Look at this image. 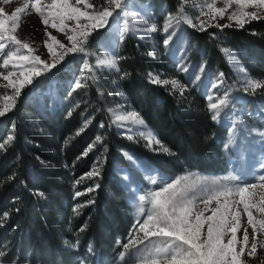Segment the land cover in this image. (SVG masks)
<instances>
[{
  "label": "trees",
  "instance_id": "obj_1",
  "mask_svg": "<svg viewBox=\"0 0 264 264\" xmlns=\"http://www.w3.org/2000/svg\"><path fill=\"white\" fill-rule=\"evenodd\" d=\"M152 2L165 4L172 13L180 7L176 0ZM188 35L198 49L197 59L203 53L208 70L232 79L222 51L227 48L237 53L253 78L264 80V18L240 28L188 29ZM149 53L145 44L128 36L117 50L118 70L106 77L96 69L90 71V81L68 95L67 106L42 111L34 98V92L42 88L38 78L16 98L15 107L0 117V142L9 134L15 137L0 149V252L4 262L79 264L81 253L64 243L72 240L81 249L91 248L93 264H105L115 241L128 234L133 221L126 192L113 174L121 152L139 153L172 174L225 170L228 130L211 118L207 99L196 88L187 87L181 95L170 86L151 83L149 73L160 74L162 67ZM121 93L169 152L149 150L117 135L108 107L110 95ZM86 120L91 122L77 135ZM94 142L96 151H88ZM100 155L104 164L96 177L92 205L78 209L80 199H75V193Z\"/></svg>",
  "mask_w": 264,
  "mask_h": 264
},
{
  "label": "rangeland",
  "instance_id": "obj_2",
  "mask_svg": "<svg viewBox=\"0 0 264 264\" xmlns=\"http://www.w3.org/2000/svg\"><path fill=\"white\" fill-rule=\"evenodd\" d=\"M176 1L179 2L180 7L175 13H172L168 10L165 4L156 5L152 2V0H128L129 7L127 10L134 11L138 13V15L136 17L127 18L129 20V30L124 32L123 39L120 37V31L123 29L124 20V17L121 14V16L118 17L117 22L110 23L103 29L92 31L91 35L88 37L87 47L89 52L93 55H85L80 52L67 53L63 56V59L58 60L56 68L51 72H46L40 77H33V81L38 78L42 79V88L34 92V98L42 111L49 108L53 109L56 106H67L68 95L73 92L72 86L74 81L76 79H81L83 85L90 81L88 75L90 71L88 69H83L84 61L87 60L90 65L94 66L97 57L103 58L105 56H109L114 58L117 62V67L114 69L106 67L93 68V70H98L106 77L118 69L117 50L123 41L128 36H134L141 43L145 44L150 49L151 53H154V56L151 55L152 57L159 59L162 67L159 74L161 79L178 80L181 85L186 86V89L187 87L196 88L206 99L208 95H213L214 97L219 98V96L224 94L226 91L229 93V102L227 106L222 109L219 118L215 120L217 124L228 130L227 139L224 145V157L226 160L225 170L218 173L193 171L184 174H172L161 171L139 153L130 151L121 152V157L116 158L113 165V174L116 177L119 186L126 192V200L131 208L133 221L128 234L123 239L121 238L115 241V246L109 251L105 264H132V261L137 255L136 249L143 248V244L139 242L143 238V233L137 232L133 228V225L138 218L139 195H146L149 191L158 190L159 188V185L150 184L149 177H156L164 180L175 177H187L186 180L181 181V186L186 188L187 197L196 198V208L194 211H199L204 208V205L200 203V198L206 196L208 191H210L213 187L219 186L214 185V181L228 183L226 181H222L221 178L228 175H240L243 180L250 182L256 179L260 174L259 165L261 162H264V136L260 135L261 132H264V88L256 89L254 93L252 90L245 91L244 74L238 70L239 67L242 66L245 68V66L240 62L237 53L233 50H230V54L235 57L234 60H229L228 56L224 53L231 68L232 79L229 80L223 75L224 83L219 84L217 78L221 72L208 70L207 62L203 58V53H201V59H197L198 49L191 43L188 35V29L200 31L212 26L219 27L218 25H228L227 27L240 28L241 26L237 24L235 20H230L228 18L233 12L239 13L240 11H256L261 18H264V9H256L255 7L241 9L235 0H232L231 3H229V0ZM101 2L102 0H95L97 5ZM47 3H50V0H42V4ZM209 4L212 5L211 10L208 7ZM18 7L25 8V11L18 14V27L12 34L22 42L27 43L30 46L31 51L20 47V45L9 42L6 39L4 42L7 44V47L4 52L14 51L16 56H40L42 60H46L51 63L53 57L51 53L48 52L45 41H47L48 44H52L53 52L56 54V57H59L65 49H61L58 45L53 44L46 33H50L51 36L56 37L67 47H71L64 33L57 31L50 25L46 26L42 22L40 15L32 7L31 0H8L7 3H5V0H0V8L5 10L4 17L0 18L8 19L11 13H13ZM78 7L83 8V5H78ZM181 8L184 9L183 12L179 11ZM219 8L225 9L223 18H220L218 15L213 18L215 9ZM86 11L93 10L86 9ZM116 12H120V9H116ZM45 15H47L46 11ZM170 15L190 18L196 26H190L189 24L184 23L183 19H181L179 24H175V35L170 41L169 46L165 48L163 44V39L165 37L163 27ZM245 19L247 20L246 23L254 20L250 18ZM109 20L111 21L112 18L110 17ZM201 21L205 24L204 29H201L200 27ZM66 23L69 28L75 27V21H66ZM246 23H244V25ZM11 24L12 21L9 20V26H11ZM153 25H155L156 31H146L147 28ZM65 31H68V29H65ZM169 31H172V29H169ZM3 58V53H0V62H2ZM13 62L17 64L16 68L12 67V63L9 64L8 68H0V72H4L5 74H7L9 70L14 71L16 76L12 77V79H17L21 71H26L32 66L31 62L27 60H14ZM178 64L185 65L188 68V71H181ZM201 67L204 69L203 72L199 71ZM82 69L83 75L81 73ZM56 72H59L60 75L51 79L45 78L46 75L54 74ZM197 75L200 77L199 80L195 79ZM247 75L252 77L248 71ZM20 78L22 79V77ZM213 83L218 84L216 89L211 87ZM5 84H7V81L0 78V85ZM78 89L79 88L74 91ZM4 93L11 94L12 89L0 87V95ZM110 97L112 98L108 107V113L117 135L125 136L126 138H128L129 135H132L133 138L130 139L131 142L140 144L147 147L149 150L156 152L163 151L159 149V146H149L146 139L140 136L139 133L141 131L146 134L150 132L156 139H158L156 133L146 124L145 121L144 126L140 127L134 124L131 118L125 120L117 119L118 116L123 115L126 112H137L130 105L128 98L125 95L119 94L114 96L112 94ZM207 102L209 103L208 100ZM110 109L112 111H109ZM129 128L132 129L131 133L127 131ZM92 151H96V146L92 149ZM128 156H131L132 159H128ZM100 157H98L96 162L92 164L89 172H92L95 168L99 173L104 164V158ZM96 177L97 175H85L81 180L82 183L80 185L77 184L79 185V190L76 192H81L83 194L76 196L75 193V199H80L77 203L78 205H84L78 209H85L92 205L93 194L97 189L96 182L98 179ZM88 188H93L94 190L88 192ZM261 191H264V189H260L259 187L252 190V192L257 193ZM249 195H251V193ZM229 199L231 200L232 198ZM236 199H238V197ZM144 207L145 211H147L151 205L146 203ZM210 207H216V202L214 201ZM77 210L75 212H77ZM237 210L240 213V226L237 231L238 242L236 246L237 251L239 252L240 247L243 246L241 241L244 227L248 228L249 233L252 232V228L247 225V214L243 211V206L237 205ZM252 211L255 217L260 215L255 209ZM204 215H211V212L205 211ZM206 227L207 226L205 225V231ZM79 234L80 232H77L73 235L74 240L78 238ZM151 239L153 241L156 240V238ZM227 239L228 237H225V243L227 242ZM130 241H133L134 243L130 244ZM64 243H66L67 248L78 250L81 253V256H79V264H93V253L90 247L87 249H81L79 248V244L75 241L72 242V240H64ZM147 243H149V241L144 240V244ZM251 243L252 240L250 237L249 247H246L245 253L241 254V264H264V233H258L256 239L257 248L250 256L248 255V252L250 251ZM125 245H129L127 250L124 247ZM122 253H124L125 257L123 261L121 260ZM3 264L34 263H31L30 261H3Z\"/></svg>",
  "mask_w": 264,
  "mask_h": 264
},
{
  "label": "snow or ice",
  "instance_id": "obj_3",
  "mask_svg": "<svg viewBox=\"0 0 264 264\" xmlns=\"http://www.w3.org/2000/svg\"><path fill=\"white\" fill-rule=\"evenodd\" d=\"M8 0H5L7 3ZM232 0H229L231 3ZM241 9L247 7H255L256 9H264V0H235ZM32 7L40 15L42 22L47 26L65 34L67 41L71 47H67L60 42L56 37L51 36L50 33H46L53 44H56L61 49H65L64 52L56 57L53 52L52 44H48L45 41V45L48 52L51 53L53 59L49 63L46 60H42L40 56H16L14 51L4 50L7 44L4 42L6 39L24 49H30L27 43L22 42L12 33L15 32L18 27V20L20 13L25 11V8L18 7L8 17V19L0 18V53H3V60L0 62V68H8L12 63V67L16 68L17 64L14 60L30 61L31 67L26 71H21L17 79H12L16 76V73L9 70L7 74L0 72V78L7 81V84L0 85L2 88H11L12 93H4L0 95V117H3L7 112L11 111L15 107V100L20 96L21 91L26 85L33 84V77H40L46 72H51L56 68L58 60L63 59V56L67 53L80 52L85 55H93L89 52L87 47L88 37L93 30L103 29L110 23L117 22L118 17H124L123 29L120 31V37L123 39L124 32L129 30L128 17H136L138 13L127 10L129 7L128 0H102L97 5L95 0H50V3L42 4V0H31ZM83 5V8L78 7ZM209 9H212V5H208ZM86 9H92L93 11H86ZM116 9H120V12H116ZM45 11L47 15H45ZM183 12L184 9L179 10ZM225 9H215L213 18L218 15L223 18ZM115 13V15H114ZM5 10L0 8V17H4ZM112 18L110 21L109 18ZM199 18V17H197ZM230 20H235L241 27L247 22L245 18L260 19V15L256 11L247 12L240 11L239 13L233 12L229 17ZM183 19L184 23L195 27L190 18L170 15L163 27L165 37L163 44L167 48L175 35V24H179ZM9 20L12 21L9 26ZM66 21H75V27L69 28ZM83 21V22H82ZM219 27H227L228 25H218ZM201 29L205 28V24L201 21ZM68 29V31H65ZM172 29V31H169ZM146 31H156L155 25L146 29ZM222 51L228 56L229 60H234L235 57L230 54V50L225 48ZM153 55L154 53H149ZM106 67L114 69L117 67V62L114 58L105 56L103 58L97 57L95 65H90L87 60L84 61L83 69L92 71L93 68ZM181 71L187 72L188 68L183 64H178ZM83 69L81 73L83 75ZM118 70V69H117ZM203 67L199 69L203 72ZM239 72L244 74V88L245 91L252 90L253 93L256 89L264 88V80H258L247 75V71L244 67H239ZM223 73L218 76V83L223 84ZM22 77V79L20 78ZM150 82L154 84H160L162 86H171L172 91L179 90L183 95L186 91V86L181 85L178 80L161 79L159 74L149 73ZM196 80L200 77L197 75ZM81 79H76L72 86L74 91L77 88L83 87ZM213 89L218 87L217 83L211 85ZM122 95V93H121ZM229 93L226 91L219 98L213 95H208L207 100L209 111L212 113L211 118L217 120L224 107L227 106L229 100ZM109 111H112L111 109ZM71 115V112H69ZM134 124L143 127L144 120L138 112L129 111L117 117V119L125 120L129 119ZM90 120H86L84 127H82L77 135L80 134L87 127ZM103 127V125H101ZM14 127V126H13ZM131 133L132 129H127ZM140 136L144 137L149 146H159L160 150L169 152V149L165 147L158 139L155 138L150 132L147 134L141 131ZM264 136V132L260 133ZM129 139L133 136L129 135ZM15 139L14 135L9 134L3 142H0V149H5L10 141ZM101 137H96V142H100ZM95 147V142L88 146V151ZM85 151L83 155H87ZM127 155V154H126ZM128 159H132L128 156ZM260 174L256 179L252 181L243 180L240 175H228L222 177V181L228 183H221L220 181H214V185L208 194L203 198H200V203L204 205L203 210L194 211L196 208L195 199L189 198L186 195V188L181 186V181L186 180L187 177H175L172 179L164 180L156 177H149V182L152 185H159L158 190L149 191L146 195H139V209L138 218L135 221L133 228L137 232L143 233V238L139 241L143 244V248H137V255L135 256L132 264H241V254L245 253V248L249 247V239L251 237L252 243L250 244V251L248 255H252L257 248V235L258 233H264V191L252 192V190L264 189V162L260 165ZM88 176L98 175V170L93 169L92 172L87 174ZM79 183V181H77ZM98 187V185H97ZM93 188H88L87 191H93ZM251 193V195H249ZM83 193L76 192V196H80ZM43 195V193H39ZM238 197V199H236ZM229 198H232L231 200ZM216 202V207H210L213 202ZM91 202V201H89ZM150 204L151 207L145 211V204ZM237 205L243 206V211L247 214V225L251 226L252 232L249 233L248 228L244 227L242 237V247L239 252L237 251V231L240 226V213L237 210ZM84 205H78L77 208ZM253 209L260 215L255 217L253 215ZM76 211V209H74ZM210 211L211 215L205 216L204 212ZM8 213H3V218H8ZM142 217V218H141ZM205 225L206 231H205ZM0 226H3L0 223ZM83 230V229H81ZM230 234V236H229ZM225 237H228L225 243ZM151 238H156L153 241ZM144 240H148L149 243L144 244ZM134 243L130 241V244ZM127 250L129 245L124 246ZM3 253L0 252V258L3 257ZM125 259L124 253L121 254V260ZM0 264H3V260L0 259Z\"/></svg>",
  "mask_w": 264,
  "mask_h": 264
}]
</instances>
